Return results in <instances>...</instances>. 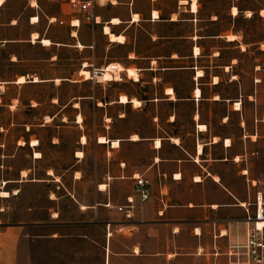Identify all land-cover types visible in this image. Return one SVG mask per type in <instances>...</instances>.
Returning <instances> with one entry per match:
<instances>
[{"label":"crops","instance_id":"0c3cea01","mask_svg":"<svg viewBox=\"0 0 264 264\" xmlns=\"http://www.w3.org/2000/svg\"><path fill=\"white\" fill-rule=\"evenodd\" d=\"M192 2L125 0L98 8L99 23L80 19L78 26L69 24L74 16L53 0L0 4V264H146L183 246L224 251L236 220L244 217L239 203L252 198L246 178H253L243 152L247 135L240 134L250 118L245 96L249 103L253 96L235 71L238 56L252 43L234 24L240 16L264 18V4L255 10L229 0V25L223 27L207 0H195V8ZM111 33L122 39L111 40ZM113 63L122 70L109 80L117 82L122 73L132 78L127 71L134 68L132 80L153 84L159 94L95 92L101 81L91 78L92 69ZM84 83L90 87L86 94H59ZM83 101L94 113L104 111L107 129L126 121L127 106L144 113L139 122L151 127L122 135L106 129L93 138L82 131L67 168L48 164L38 129L53 126L58 133L66 108L82 126ZM152 104L169 110L146 117ZM39 109L46 111L35 114ZM57 133L49 137L52 145ZM68 170L66 184L57 172ZM137 175L149 180L143 202ZM87 182L88 196L81 190ZM116 205H132V216ZM238 227L242 239L241 220Z\"/></svg>","mask_w":264,"mask_h":264},{"label":"rangeland","instance_id":"374dc122","mask_svg":"<svg viewBox=\"0 0 264 264\" xmlns=\"http://www.w3.org/2000/svg\"><path fill=\"white\" fill-rule=\"evenodd\" d=\"M209 6L220 14L222 19L220 25L226 27L229 25V18L225 14L226 9L229 4V0H207ZM122 2V1H120ZM119 3V2H118ZM241 7H248L253 9H258L264 0H240ZM104 10V9H103ZM264 13V12H263ZM235 28L241 29L243 34V39L245 42H251L249 45L248 52L241 53L238 56L239 62L235 67V71L240 74V80L244 83L245 93H251L253 96V101L251 103L247 102L249 99L245 96V102L243 107L248 111L247 122L245 123V128L241 130V137L245 134L247 138L244 144L243 139H241L242 145L244 144V153L246 155V162L249 165L251 173H253L254 179H259L264 176V18L261 15L254 14L251 18H245V16H240L237 18ZM225 51H232L227 49ZM230 53H227L226 59ZM225 59H223L224 61ZM90 68V67H89ZM88 69V68H87ZM185 79V77H184ZM258 80V81H257ZM88 83L81 84L78 86H66L67 90L59 92L63 99H67L72 94L80 92L81 94H86L89 92L90 87ZM146 87V88H144ZM75 88V90H74ZM125 89L134 94H141L142 96L155 97L159 93H154V85H140L138 82H134L132 78H128L124 73L121 74V79L117 82L113 80H101V84L95 88V92L101 94H108L110 97H114L119 90ZM146 90V94L143 90ZM226 92L231 93L230 84L226 83ZM159 104L158 108H155L154 104L146 109V117L150 114H167L169 107L162 106ZM43 109L35 111L41 112ZM52 110V109H51ZM127 118L126 121H116L111 124L110 128L107 129L103 126V112L102 110L97 113L92 112L89 109V104L87 101L82 103V111L84 114V120L81 122L82 126H76L73 118L72 111L66 108L64 114L61 117L66 119V122L61 126L58 133L57 129L53 126L47 128H39L37 131L43 137V145L45 146L47 152H45V159L48 164L62 168L63 170L67 168L73 162L74 150L76 147V140L79 134L83 131L85 134L93 138L94 135L98 133L105 132L106 129L109 134L117 133L122 135L129 128L137 129L140 127L143 131H148L151 127L149 123L139 122V118L144 116V113L139 114L136 109L126 107ZM46 111V110H43ZM167 111V112H166ZM150 114H149V113ZM257 119V121H256ZM57 123V122H56ZM79 125V124H78ZM58 134L57 144L52 145L49 137L52 134ZM247 133V134H246ZM251 135H255V139ZM250 141L253 144L250 145ZM91 143L87 144V151L91 148ZM243 153V154H244ZM244 156V155H243ZM245 161V160H244ZM57 174H62L63 181L69 184L70 170L66 172H57ZM87 178L90 179L89 165L87 166L86 172ZM87 179V181H88ZM82 191L88 196L90 193L89 183H85L81 188ZM42 264V262H40ZM47 264H57V261L47 262ZM87 264H94L93 261H88ZM146 264H234L231 263L227 256L221 253L216 254L215 251L211 250H190L183 246L178 248L174 256H161V258H147Z\"/></svg>","mask_w":264,"mask_h":264},{"label":"built area","instance_id":"2783aa9c","mask_svg":"<svg viewBox=\"0 0 264 264\" xmlns=\"http://www.w3.org/2000/svg\"><path fill=\"white\" fill-rule=\"evenodd\" d=\"M61 8L71 13L74 17L69 20L71 26H78L80 19L89 24L100 22V15L97 9L108 5L117 4L125 0H53ZM132 3L133 0H126ZM48 23L57 22L64 24L63 19L56 20L53 17H46ZM102 68H93L91 78L94 81H101ZM136 190L140 196V201L148 198L149 180L144 176H134ZM246 188L251 192L252 198L249 202H241L240 206L244 210V217L235 222L233 234L228 236V243L224 251H215L227 256L228 260L234 264H264V176L259 179L246 178ZM128 202L132 199L128 198ZM107 205H110L107 203ZM115 209L123 213L125 217L132 216V205H116ZM239 220L244 223V235L240 239ZM109 234V233H108Z\"/></svg>","mask_w":264,"mask_h":264},{"label":"bare ground","instance_id":"6f19581e","mask_svg":"<svg viewBox=\"0 0 264 264\" xmlns=\"http://www.w3.org/2000/svg\"><path fill=\"white\" fill-rule=\"evenodd\" d=\"M194 2H195V0H193V4H192V8H195V4H194ZM194 10V9H193ZM232 11L233 12H236V8H233L232 9ZM264 11V10H263ZM235 14V13H234ZM135 19H137V18H135ZM35 20V19H34ZM113 21H118V19H113ZM105 31L106 32H108L109 31V28L108 27H105ZM35 35V34H34ZM110 36V38H111V40L112 39H122V37H117V36H115V35H113L112 33L109 35ZM229 37H231L230 35H229ZM44 43L46 44V43H48V40H44ZM134 69V68H133ZM133 69H128V74L127 75H130V76H133L134 78H136V73H135V71L133 70ZM102 72H101V75H100V79H104V80H109V79H106L105 77H109L110 79H118V74H119V72H120V70H122V67L119 65V64H109V65H107V66H105V67H103L102 69ZM198 73H200V72H198ZM82 74H83V77H85V78H88L89 77V73H88V71H85V70H83L82 71ZM201 74V73H200ZM129 76V77H130ZM132 77V78H133ZM23 78L21 77L19 80H22ZM168 89V88H167ZM171 92V91H170ZM196 93L198 94V90L196 91ZM120 99H121V101H125L126 100V96H124V95H122L121 97H120ZM132 99V98H131ZM134 101V103L135 104H137L138 103V101L137 100H133ZM240 105V104H239ZM238 106V104H236V107ZM202 126V125H201ZM253 139H255V136H253ZM99 140L100 141H106L105 140V138L104 137H99ZM33 143L35 142L34 140L32 141ZM115 144L117 143V142H114ZM157 144H158V142H157ZM79 153V152H78ZM80 154V153H79ZM4 194H6V192H3Z\"/></svg>","mask_w":264,"mask_h":264},{"label":"snow or ice","instance_id":"6c2138e0","mask_svg":"<svg viewBox=\"0 0 264 264\" xmlns=\"http://www.w3.org/2000/svg\"><path fill=\"white\" fill-rule=\"evenodd\" d=\"M4 2V0H0V4H2ZM115 23V21H114ZM234 39V38H233ZM106 79H110L109 77H105ZM135 139V138H134Z\"/></svg>","mask_w":264,"mask_h":264}]
</instances>
